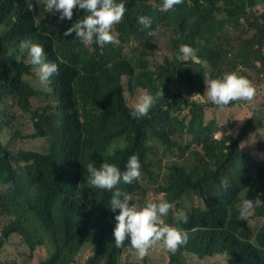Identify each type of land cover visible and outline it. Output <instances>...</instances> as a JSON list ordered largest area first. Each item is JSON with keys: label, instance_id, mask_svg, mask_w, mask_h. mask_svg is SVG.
Instances as JSON below:
<instances>
[{"label": "trees", "instance_id": "trees-1", "mask_svg": "<svg viewBox=\"0 0 264 264\" xmlns=\"http://www.w3.org/2000/svg\"><path fill=\"white\" fill-rule=\"evenodd\" d=\"M162 5L126 0L125 17L114 26L120 43L84 45L75 33L64 36L87 15L84 10L61 21L43 4L29 11L24 0H0V264L140 261L130 238L115 246L119 210L109 207L115 189L91 186L87 171L90 163L99 168L108 162L123 172L134 154L140 179L117 187L144 198L146 177L175 205L171 218L164 217L167 224L189 232L188 243L171 252L166 264H182L185 254L215 259L213 264H264V160L243 145L256 125L249 120L235 135L234 121L207 122L206 109L215 105L192 97L204 95L210 79L237 71L258 88L264 77V0H183L167 12ZM139 16L151 18L150 29L138 23ZM153 30L167 37L155 62L149 55L159 47L156 35H148ZM25 38L43 46L46 61L59 66L46 86L38 83L39 66L18 48ZM184 44L196 49L199 62L180 59ZM127 47L149 52L128 58ZM141 90H162L164 97L149 117L134 119L127 95ZM18 109L31 119L26 134L15 125ZM262 117L264 106L254 115ZM179 138H187L194 152L186 165H166L160 176L153 141L174 151ZM34 141L41 144H27ZM259 144L264 151V140ZM191 194L198 204L179 209ZM244 195L260 203L242 220ZM180 211L187 224L177 221ZM9 245L17 252L2 257Z\"/></svg>", "mask_w": 264, "mask_h": 264}, {"label": "clouds", "instance_id": "clouds-1", "mask_svg": "<svg viewBox=\"0 0 264 264\" xmlns=\"http://www.w3.org/2000/svg\"><path fill=\"white\" fill-rule=\"evenodd\" d=\"M24 3L29 11H34L36 5L43 4L49 13L53 15L58 13L61 21L65 19L71 21L74 9L84 10L87 15L68 28L64 32L65 37L75 33V36L84 45L92 43L118 45L120 43L119 33L115 31L114 26L121 23L125 17L126 0H120V2L117 0H24ZM182 3L183 0H163L162 10L167 12ZM138 23L145 29H150L152 26V20L147 16H139ZM148 35L155 36L156 31H150ZM18 48L27 52L33 66H39L38 83L40 85H48L51 78L58 74V64L46 61L43 46L25 38L20 41ZM179 52L182 61L199 62L196 49L190 45H181ZM202 66L207 69V62H203ZM205 94L207 99L218 107L219 111H225L227 106L234 101L251 102L256 96L257 90L248 78L239 75L237 71L225 74L222 78L210 79L206 85ZM204 95L196 94L192 97L200 99ZM162 97H164L162 90L155 94L148 90H141L139 96L133 99V110L130 115L134 119L149 117L150 110ZM87 171L88 182L91 186L103 190L115 189L109 207L113 213L119 210V214L114 217L116 225L113 236L116 247H123L124 242L130 238V247L137 252L139 259L142 260L148 255L149 249L159 242H162L170 252H175L180 246L188 243L190 238L188 231L165 223L164 217L169 214L171 209L175 208L173 203L161 198L158 202H148L141 207L133 202L130 193L121 191L117 187L121 182L131 185L133 181L140 179L141 163L137 155L129 157L126 170L123 172L116 165L108 162H103L99 168L90 163ZM221 186L227 189L228 184L223 183ZM164 195L162 193L161 197ZM258 203H260L258 198L255 201L246 198L242 202V220L253 214ZM176 219L178 222L188 223L187 214L183 211L176 213Z\"/></svg>", "mask_w": 264, "mask_h": 264}, {"label": "rangeland", "instance_id": "rangeland-1", "mask_svg": "<svg viewBox=\"0 0 264 264\" xmlns=\"http://www.w3.org/2000/svg\"><path fill=\"white\" fill-rule=\"evenodd\" d=\"M261 12L264 13V9H260ZM49 30L52 34H54V27L49 26ZM166 39L167 37L160 32L156 35V43L159 45L157 49H152V52L149 53L151 60L155 62L157 60L155 58L156 55L160 54L161 50H166ZM157 46V45H156ZM140 51H147L149 50H137L133 51L130 47H127L125 50V54L128 58L134 57V55L139 59L141 58ZM242 69V68H241ZM263 81L260 82V85L257 90V94L251 102L248 101H236L237 104L234 106H227L225 111H219L218 107H208L206 109V120L209 122L210 120L217 119L221 123H225L228 120L234 121L235 127L233 130V134L238 135L247 125L249 120H252V123L256 125V127L248 130L247 137L245 138L244 148L250 152L254 157L258 160H264V151L260 150V144L264 140V117L260 120L255 119L254 115L255 112H260L264 106V77L262 78ZM36 85H39L38 83ZM140 92L136 94L135 97H138ZM200 95V94H199ZM133 97L130 94L127 95V99H129L132 104ZM134 97V98H135ZM198 102L206 103L210 102L207 99L206 94L200 98H195ZM15 125L16 127L20 128L24 131V134L30 131L32 126L31 119L28 114H24L19 109L17 110V115L15 118ZM178 143L181 147H175L174 151L168 150L161 142L153 141V153H152V161L158 164L157 172L160 176H162L165 172L166 165H186L187 161L189 160L190 156L193 154V148H188L187 143L189 140L185 138V140L178 139ZM30 146H38L41 144V141H34L27 143ZM159 177V176H158ZM141 184L146 190V195L144 198H140L139 196L133 197V202L138 204L139 206H144L148 202H155L157 199L160 200L161 194L158 191V186L150 183L146 177H144L141 181ZM245 195L243 197V201L245 200ZM132 202V203H133ZM198 204L195 201L194 195H188L184 202L180 204L179 209H183L184 211L190 209L193 205ZM174 210L170 211L167 217L171 218V215ZM165 223H167V219L164 218ZM255 225V224H254ZM1 224H0V231H1ZM1 235V232H0ZM128 243H130L128 241ZM132 250H134L132 248ZM17 252V249L14 246H7L5 252L3 253L2 257H7L8 255H13ZM170 251H168L162 242H159L157 245L153 246L149 249L148 258H144V260H140L135 264H142L143 261H147L149 264H166L170 261L169 255ZM84 256H80V259H84ZM86 259V258H85ZM215 259L205 260L202 261L195 256L185 254L182 264H213ZM226 264H232L231 262H226Z\"/></svg>", "mask_w": 264, "mask_h": 264}, {"label": "built area", "instance_id": "built-area-1", "mask_svg": "<svg viewBox=\"0 0 264 264\" xmlns=\"http://www.w3.org/2000/svg\"><path fill=\"white\" fill-rule=\"evenodd\" d=\"M231 55V54H230Z\"/></svg>", "mask_w": 264, "mask_h": 264}]
</instances>
